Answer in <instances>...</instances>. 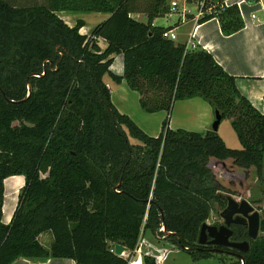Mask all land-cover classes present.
<instances>
[{
    "label": "trees",
    "instance_id": "1",
    "mask_svg": "<svg viewBox=\"0 0 264 264\" xmlns=\"http://www.w3.org/2000/svg\"><path fill=\"white\" fill-rule=\"evenodd\" d=\"M60 11L110 15L84 35V21L70 26ZM133 12L145 13L147 22ZM170 12L168 0H42L23 6L0 0V264L19 258L129 264L113 244L132 252L146 230L163 237V223L173 232L165 239L194 261L219 254L198 243L200 229L213 211L227 206L225 194L248 198L252 171L261 175L264 110L240 92L236 78L210 52L164 37L172 27L154 20ZM216 13L199 22L218 16L228 35L244 27L236 6ZM100 37L108 43L103 51ZM114 54L123 55L122 76L111 71ZM107 75L137 91L145 111L167 112L158 136L118 110ZM197 96L221 122L230 120L240 148L229 147L218 130L170 127L175 102ZM12 175H24L26 183L6 224L4 180ZM45 232L53 235L49 248L39 239ZM234 239L250 241L239 261L242 256L245 264H264V237L253 240L240 226ZM144 261L159 264L149 254Z\"/></svg>",
    "mask_w": 264,
    "mask_h": 264
},
{
    "label": "crops",
    "instance_id": "2",
    "mask_svg": "<svg viewBox=\"0 0 264 264\" xmlns=\"http://www.w3.org/2000/svg\"><path fill=\"white\" fill-rule=\"evenodd\" d=\"M192 1L168 0L170 6L176 5L178 11L170 12L165 17L156 18L154 24L172 27V30L178 35L179 42L186 43L192 38L197 46H201L210 52L216 61L236 78V84L240 92L258 110L263 112L264 0H227L229 4L239 9L242 20L244 21L243 28L229 35L223 32L218 16L200 23L197 12H193L189 7ZM198 2L199 0H197V9ZM57 14L70 26H74L78 19L83 20L84 25L80 29V33L84 35H89L94 26L106 20L110 15L104 12L70 11H60ZM131 16L139 21L147 22V15L145 13L133 12ZM163 19H167L168 22L164 24ZM181 29L183 31H179ZM97 43L102 51L108 46L106 39L102 37L97 38ZM120 55L123 57L122 54H114L112 57H119ZM116 72H118L117 68ZM107 84L111 88L112 99H115L117 95L115 100L118 109L123 113L131 114L135 119V116H137L135 100L137 101L140 98V94L132 90L126 84L125 80H122L114 89L109 81ZM155 113L157 114H153L151 120L147 119L145 125L140 123L142 129L150 135H156L158 132L160 134L162 129L161 122L168 115L165 110H160ZM214 113L211 104L201 97L197 96L177 100L170 116V127L172 129H185L205 133L216 118ZM238 147L240 148L241 146H236V148ZM25 183L26 178L24 175H12L4 180L3 221L6 224L12 220L21 190ZM153 236L154 242L146 243V245L141 243L139 245V251L143 259L145 255L149 254L155 256L159 264H201L203 260H206L194 261L191 255L190 258H183L180 253L184 250L176 247L168 239L161 240L155 234ZM45 237H47V241L43 239ZM39 239L45 247L49 248L53 242V235L45 232L40 235ZM130 252V250H127V253L122 256L126 257ZM209 259L218 261L215 257ZM12 264H76V262L69 258H48L44 260L19 258ZM219 264L221 263L219 262Z\"/></svg>",
    "mask_w": 264,
    "mask_h": 264
},
{
    "label": "rangeland",
    "instance_id": "3",
    "mask_svg": "<svg viewBox=\"0 0 264 264\" xmlns=\"http://www.w3.org/2000/svg\"><path fill=\"white\" fill-rule=\"evenodd\" d=\"M10 1L16 5H21V6L34 4L37 2H42V0H10ZM196 6H197V0H193L192 2H190L189 7L191 8V10L193 12H197ZM83 16H87V15H83ZM167 22H168L167 19H163L164 24H166ZM179 31H183V29H181ZM116 68L118 69V72H116ZM111 69L115 75H118V76L123 75V73H124V60H123V57L121 55L119 57H113ZM106 81L110 82L113 89L115 86L119 85V82L117 80H115L113 77H111L110 75L106 76ZM126 84H127V82H126ZM116 98H117V95H116L115 99ZM115 99H112V101L115 104V106L117 107ZM135 111L137 112V116H135V119L139 122H137L132 117L131 114L123 113L121 111L120 112L123 114L129 115L139 126L141 124L145 125V122H147V119L151 120L152 119L151 116H153V114H157L155 112L145 111L140 104V98H138L137 101L135 100ZM213 111H214V109H213ZM171 113H172V111H171ZM214 116H215V113H214ZM162 123H163V120L161 122V126H162ZM218 133L225 140L226 144L229 147L236 148V146H241L240 142L238 140V137H237L229 119L222 120V122L220 123L219 129H218ZM147 134L150 135L149 133H147ZM157 135H159V132L156 135H150V136L156 137ZM130 141L132 143H136V144L141 143L138 139L133 138V137H130ZM251 175H252V179H253V184L250 186L249 197L237 199L235 196H233V195H231V196L234 197L238 201H241L242 199H247L255 207V209L260 212V217H261V220L263 221L264 220V168H263L261 175H258L255 170L252 171ZM216 211H213L210 214V217H209V219H207L206 222H208L209 224H214V225H216V224L220 225L223 222V220L220 216V213H218ZM259 237H264V231L260 230ZM43 239L45 241H47V237H45ZM160 239L164 240L165 238L161 237ZM152 242H154L153 233L150 230H146L145 234L142 236V244L146 245V243H152ZM175 246L178 247L177 245H175ZM180 254H181V256H183V258H186V257L190 258V255L186 251H182ZM214 257L218 261H216L214 259H206V260H203L201 264H219V262L221 264H242L241 260L239 261V259L234 257V256H227L225 254H220V255L215 254Z\"/></svg>",
    "mask_w": 264,
    "mask_h": 264
},
{
    "label": "water",
    "instance_id": "4",
    "mask_svg": "<svg viewBox=\"0 0 264 264\" xmlns=\"http://www.w3.org/2000/svg\"><path fill=\"white\" fill-rule=\"evenodd\" d=\"M38 76V75H37ZM28 95L31 92V86L28 87ZM221 122V116L217 113L216 118L211 125L212 130H218ZM224 198L227 200V206L220 212L221 218L224 222L220 225L209 224L204 222L201 226L198 243L199 244H213L221 246H229L236 248L242 252H247L250 249V243L248 241L237 242L231 240L234 233L232 224H240L248 226V235L251 239L256 240L259 237L261 230V217L260 212L247 200H236L229 194H225ZM163 215V211H162ZM161 232L164 233L163 238H167L173 232L169 231L166 225L163 223ZM114 253L122 255L128 248L121 243H114ZM185 250L189 247L184 246ZM242 264H245V259L240 256Z\"/></svg>",
    "mask_w": 264,
    "mask_h": 264
},
{
    "label": "built area",
    "instance_id": "5",
    "mask_svg": "<svg viewBox=\"0 0 264 264\" xmlns=\"http://www.w3.org/2000/svg\"><path fill=\"white\" fill-rule=\"evenodd\" d=\"M230 6H232V4H229L227 0H221L220 2L211 4L210 6H208L207 0H199L198 9H197V17L202 18L206 14H210L211 12L216 13L219 10H224L225 8H229ZM177 11L178 10H177L176 5L171 6V12H177ZM163 35L164 37L168 39H171L173 41H178V35L172 29L164 31ZM186 47L187 48L196 47V44L194 43L192 38H190L186 42ZM141 243H142V237H140L139 242L137 246L135 247V249L132 252H130L128 255H126V257L129 258V264H145L144 259L139 251V245ZM112 250L114 251V247ZM126 253L127 251L123 252L122 255H125Z\"/></svg>",
    "mask_w": 264,
    "mask_h": 264
},
{
    "label": "flooded vegetation",
    "instance_id": "6",
    "mask_svg": "<svg viewBox=\"0 0 264 264\" xmlns=\"http://www.w3.org/2000/svg\"><path fill=\"white\" fill-rule=\"evenodd\" d=\"M222 220H223V219H222ZM223 222H224V220H223ZM223 222H222V223H223ZM222 223H221V224H222ZM221 224H220V225H221ZM216 225L220 226L219 224H216ZM240 226H244V227H246V230H247V232H248V226H247V225L232 224V229H233L234 233H235V229L238 228V227H240ZM234 233H233V235H232V237H231V240H233V241H237V242L248 241V242L250 243L249 240H245V239H242V240H236V239H234ZM248 236H249V235H248ZM207 246H208V248H211V249H213V250L218 251L219 254H225V255H227V256H234V257H236V258H238L239 254L242 253V251H240V250H238V249H236V248L229 247V246H221V245H213V244H207ZM240 260H241V259H240Z\"/></svg>",
    "mask_w": 264,
    "mask_h": 264
}]
</instances>
